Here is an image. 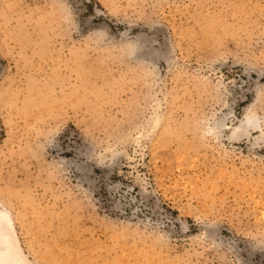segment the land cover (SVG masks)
<instances>
[{"label": "rangeland", "instance_id": "rangeland-1", "mask_svg": "<svg viewBox=\"0 0 264 264\" xmlns=\"http://www.w3.org/2000/svg\"><path fill=\"white\" fill-rule=\"evenodd\" d=\"M0 208L32 264H264V0H0Z\"/></svg>", "mask_w": 264, "mask_h": 264}, {"label": "bare ground", "instance_id": "bare-ground-1", "mask_svg": "<svg viewBox=\"0 0 264 264\" xmlns=\"http://www.w3.org/2000/svg\"><path fill=\"white\" fill-rule=\"evenodd\" d=\"M0 264H32L21 247L12 215L5 208H0Z\"/></svg>", "mask_w": 264, "mask_h": 264}]
</instances>
